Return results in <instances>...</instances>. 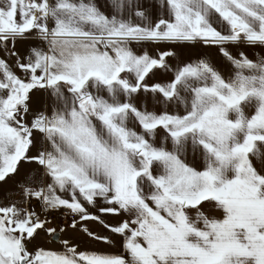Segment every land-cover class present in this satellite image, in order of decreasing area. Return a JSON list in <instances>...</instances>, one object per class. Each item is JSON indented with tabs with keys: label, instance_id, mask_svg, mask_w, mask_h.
<instances>
[{
	"label": "snow or ice",
	"instance_id": "6c2138e0",
	"mask_svg": "<svg viewBox=\"0 0 264 264\" xmlns=\"http://www.w3.org/2000/svg\"><path fill=\"white\" fill-rule=\"evenodd\" d=\"M0 264H264V0H0Z\"/></svg>",
	"mask_w": 264,
	"mask_h": 264
},
{
	"label": "crops",
	"instance_id": "0c3cea01",
	"mask_svg": "<svg viewBox=\"0 0 264 264\" xmlns=\"http://www.w3.org/2000/svg\"><path fill=\"white\" fill-rule=\"evenodd\" d=\"M20 47H21V50H23L24 46H23V45H20ZM245 51H246V54H247L250 58H251V57H254L255 54H256L255 51L252 50V49H250V48L245 49ZM41 99H42V94H38L37 97L35 98L37 105H39ZM113 222H114V221H113Z\"/></svg>",
	"mask_w": 264,
	"mask_h": 264
}]
</instances>
